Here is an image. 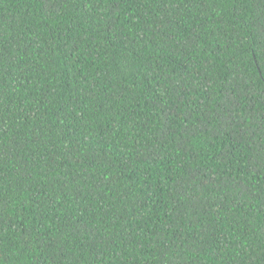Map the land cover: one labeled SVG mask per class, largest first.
Masks as SVG:
<instances>
[{
  "label": "trees",
  "instance_id": "16d2710c",
  "mask_svg": "<svg viewBox=\"0 0 264 264\" xmlns=\"http://www.w3.org/2000/svg\"><path fill=\"white\" fill-rule=\"evenodd\" d=\"M0 264H264V0H0Z\"/></svg>",
  "mask_w": 264,
  "mask_h": 264
}]
</instances>
